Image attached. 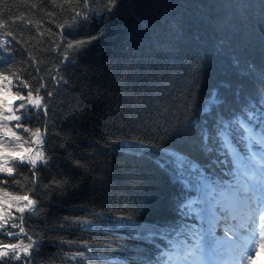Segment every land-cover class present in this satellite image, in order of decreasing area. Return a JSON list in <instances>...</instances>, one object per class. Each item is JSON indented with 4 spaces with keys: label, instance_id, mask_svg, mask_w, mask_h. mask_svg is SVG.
<instances>
[{
    "label": "trees",
    "instance_id": "obj_1",
    "mask_svg": "<svg viewBox=\"0 0 264 264\" xmlns=\"http://www.w3.org/2000/svg\"><path fill=\"white\" fill-rule=\"evenodd\" d=\"M75 3L0 0V40L12 41L15 37L13 71L24 72L22 79L30 85L21 91L26 94L40 83L59 90L55 97L59 107L52 122L60 135L40 149L45 156L54 157L56 166L49 169L38 161L41 172L35 194L29 190L33 185L28 171L23 172L20 189L16 185L7 187L8 193L36 200V205L23 214L13 208V215H22L23 226L31 229L34 240H40L34 264H104L101 256L130 264H164L170 252L194 242L201 232L195 203L202 197V184L187 173L181 183L175 165L165 160L160 161L161 167L147 157L120 154L93 158L91 154L106 141L115 140L121 131L129 139L139 134L136 125L143 121L137 119L139 113H132L131 105L149 102L154 95L150 87L153 80L163 81L167 90V95L162 92L157 97L161 107L156 110L163 111L167 106L170 114H176L184 82L190 79L197 60L201 77L199 106L211 104L209 92L221 81L232 84L231 89H219L220 96L228 101L226 112L239 110L245 101L258 103L255 75L264 71V8L261 0H120L114 16L100 12L91 15L83 29H62L60 25H67ZM9 32L12 36L6 35ZM94 35L100 38L83 49L85 55L68 50L76 62L61 63L64 57L56 50L57 45L63 49L68 41L75 43ZM222 37L230 41L223 50L218 46ZM233 58L239 59L238 66L233 65ZM0 64L12 66L3 61ZM249 65L256 73L248 72ZM54 76H64L68 83L57 85ZM12 79L14 92L18 85ZM237 86H242L238 96L233 94ZM33 95L35 98L36 93ZM39 95L44 96V91ZM196 115L207 119L211 126V116ZM25 126L43 133L36 120ZM60 143L65 147L59 148ZM233 143L244 148L238 133L233 135ZM184 151L206 166L204 175L211 180L225 184L233 177V165L229 163L232 157L223 149L217 148L209 157L193 146H185ZM216 156L223 163L212 167L208 160ZM76 161L83 166L78 167ZM105 167L111 173L112 186L108 190L94 181ZM53 176L59 188L50 183ZM4 197L5 193L0 192V198ZM185 204L191 207L185 208ZM80 205L102 210L104 215L99 219L87 215L77 210ZM121 213L157 229V235L149 242L134 238L128 228H112ZM65 217L93 221L97 228L76 231L65 225L61 229ZM18 239L27 243L23 236ZM81 250L88 260L72 258Z\"/></svg>",
    "mask_w": 264,
    "mask_h": 264
},
{
    "label": "snow or ice",
    "instance_id": "obj_2",
    "mask_svg": "<svg viewBox=\"0 0 264 264\" xmlns=\"http://www.w3.org/2000/svg\"><path fill=\"white\" fill-rule=\"evenodd\" d=\"M71 7L72 11L69 13L67 25H60L62 29L65 27L73 30L83 29L88 24L91 15L100 12L114 16L120 7V0H76ZM261 7L264 8V0H261ZM6 35L12 36V33L9 32ZM99 38V35H94L87 40H79L75 43L68 41L66 48L63 49L57 45L56 50L60 51L64 57L61 63H75L76 61L70 57L68 50L73 53L78 52L81 56L85 55L83 49ZM13 41H15L14 36L12 41L0 40V61L12 65L4 67L0 64V70H2L0 71V185L5 186L0 187V192L5 193V197L0 198V264H34L35 256L39 254L40 240L33 239V235L30 234L31 229L26 230L23 226L24 217L14 216L13 208L15 212L23 214L26 209L31 210V206L36 205V200L31 199L29 195L8 193L7 187L16 185L17 189H20L23 183L21 179L23 172L28 171L31 173L30 183L33 185L29 190L35 194L37 191L35 185L40 180L39 173L41 172L38 161L49 169L56 166L54 157L45 156L40 149L50 145L52 140L60 135L55 131L56 125L52 122L59 107L55 100V97L59 95V90H50L48 85L40 83L39 87L29 90L26 94L21 91L23 88H30V85L22 79L24 72L13 71L15 67L13 52L16 51L13 48ZM225 44H230V41L222 37L218 46L223 50ZM172 59L175 62V57ZM239 64V59L233 58V65L238 66ZM60 70L57 68V71ZM3 72L8 74L5 75ZM248 72L256 73L255 67L249 65ZM199 73L200 66L197 60L193 71L189 74L190 79L184 82L176 114H170L167 106L163 107V111L156 110L161 107L157 97L162 92L167 95V90L163 81H151L150 87L154 95L149 98V102L136 101L131 105L132 113H139L137 119L143 121L136 125L139 134L129 139L121 131L115 140L106 141L91 155L93 158L120 154L147 157L154 159L161 167L163 165L160 161L165 160L175 165L176 178L181 183L187 179V176L196 177L197 182L203 186L205 202H210L212 205L208 220L209 232L221 226L224 230V239L234 246L238 264H245L246 259L251 260V256L247 254L250 242L255 239L256 228L259 229L260 239L264 241V71L255 75L258 103L245 101L239 110L229 112L224 110L228 103L227 99L221 97L219 93L221 88H232V84L227 81H221L217 87L210 90V105H198L201 87ZM10 77L15 78L18 85L14 92L10 87L13 84V79ZM52 79L57 85L62 82L68 83L64 76H54ZM42 90L44 96L39 95ZM34 92L36 93L35 98ZM241 92L242 86H237L233 94L238 96ZM45 97L48 99L45 100ZM213 106H215L214 113ZM196 113L206 117L211 116V126L207 119L201 120ZM33 120L41 123L43 133L39 128L33 131L32 128L25 126ZM9 124L12 126L9 127ZM14 129L22 130L27 135H21ZM235 133L239 134L240 142L244 145L243 149L233 143ZM185 146L195 147L205 157L211 156L217 148L223 149L226 155L232 157L229 163L233 165L231 170L233 182L223 184L205 176L204 173L208 169L185 152ZM58 147L64 148L65 145L60 143ZM104 163L107 165L108 161L105 160ZM218 163H223L219 156H216L214 160H208V164L212 167ZM76 164L78 167L83 166L79 164V161H76ZM94 181L105 190L112 186L111 173L107 167L101 170L100 175L94 177ZM50 183L60 187L55 176L52 177ZM184 207L190 208L191 205L185 204ZM77 210L87 215H96L98 219L104 215L102 210L98 212L96 208L88 209L86 205L77 206ZM65 225L76 231L97 228L95 222L80 218L65 217L64 223L59 227L63 229ZM112 228L116 230L128 228L133 231L134 238L149 242L157 235V229L139 224L134 217L125 216L123 213L116 217ZM21 236L27 240V243L24 239H18ZM259 247L260 250H264V243H261ZM190 255V252L178 251L170 255L169 260L164 264H173V262L174 264H191ZM72 258L88 260L83 250L74 253ZM99 259L104 264H130L129 261L108 256H101Z\"/></svg>",
    "mask_w": 264,
    "mask_h": 264
},
{
    "label": "rangeland",
    "instance_id": "obj_3",
    "mask_svg": "<svg viewBox=\"0 0 264 264\" xmlns=\"http://www.w3.org/2000/svg\"><path fill=\"white\" fill-rule=\"evenodd\" d=\"M233 182V177L228 180L225 184ZM195 207H197V211L200 214L201 221H202V226H201V232L200 234L195 238V241L192 243H187L186 246H183L182 248L178 249L177 251H174L172 253H169V256L172 254L177 253L178 251H186L190 252V262L191 264H211L205 259L204 255V246L205 245H211L214 248L220 249L221 245V240H217L218 236V231H216V228L213 230V232H206L204 233L203 228H204V217L210 216V209L212 207L210 202H205V193L203 189L202 197L199 199L198 203H195ZM257 229V228H256ZM223 243V242H222ZM263 243L262 240L259 237V233L255 231V239L252 240L249 244V250H248V255L251 256L252 260L256 259L255 257L258 256L259 251L253 250V249H260L259 246L260 244ZM235 251V249H234ZM258 252V253H257ZM237 261V259H236ZM236 261L233 263L235 264ZM250 262V261H249ZM258 264V260L253 262L252 264ZM174 264V262H173Z\"/></svg>",
    "mask_w": 264,
    "mask_h": 264
},
{
    "label": "bare ground",
    "instance_id": "obj_4",
    "mask_svg": "<svg viewBox=\"0 0 264 264\" xmlns=\"http://www.w3.org/2000/svg\"><path fill=\"white\" fill-rule=\"evenodd\" d=\"M216 231H218V236H217V240H221L222 242H221V247H226V251L228 252L227 254H228V256H234L235 258H236V255L234 254V251H233V245L229 242V241H227V240H225L224 239V237H223V228L221 227V226H217L216 227ZM256 231L259 233V229H256ZM263 243H264V241H262ZM260 248V247H259ZM254 251L255 250H257V251H259V254H258V256H256L255 258L256 259H254V260H252V258H251V260H247L246 259V261H245V264H252L253 262H255V261H257L258 260V264H264V250H260V249H253ZM236 253V252H235ZM258 253V252H257ZM226 254V253H225ZM248 255V254H247ZM250 256V255H249ZM235 261H236V259H235ZM250 261V262H249ZM228 264V263H227ZM235 264H238V262L236 261V263ZM257 264V263H256Z\"/></svg>",
    "mask_w": 264,
    "mask_h": 264
}]
</instances>
